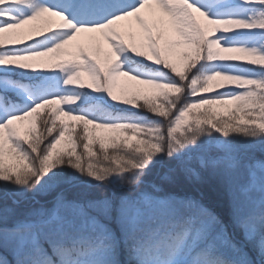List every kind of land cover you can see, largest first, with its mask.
Instances as JSON below:
<instances>
[{"label": "snow or ice", "instance_id": "snow-or-ice-1", "mask_svg": "<svg viewBox=\"0 0 264 264\" xmlns=\"http://www.w3.org/2000/svg\"><path fill=\"white\" fill-rule=\"evenodd\" d=\"M0 264H264V0H0Z\"/></svg>", "mask_w": 264, "mask_h": 264}, {"label": "trees", "instance_id": "trees-1", "mask_svg": "<svg viewBox=\"0 0 264 264\" xmlns=\"http://www.w3.org/2000/svg\"><path fill=\"white\" fill-rule=\"evenodd\" d=\"M257 156L260 157V153H257ZM166 172H167L166 163L163 166L158 165L157 168L153 170L152 174H150L145 179L162 185L168 192H174L180 195H184V194L196 195L198 197L202 195L204 202L209 204L211 207H213L222 216L228 213L227 203L226 201L217 198V195L214 190V184L211 178L206 177L205 182L198 186L199 190L197 191L193 189L190 185H188L186 182H182L179 185H170L166 181H163L161 177ZM148 190L151 191V189ZM93 191H99V190L94 189ZM5 255H7V258L9 260H11L10 258L12 257L10 255L6 253Z\"/></svg>", "mask_w": 264, "mask_h": 264}, {"label": "rangeland", "instance_id": "rangeland-1", "mask_svg": "<svg viewBox=\"0 0 264 264\" xmlns=\"http://www.w3.org/2000/svg\"><path fill=\"white\" fill-rule=\"evenodd\" d=\"M10 259H12V258H10Z\"/></svg>", "mask_w": 264, "mask_h": 264}]
</instances>
